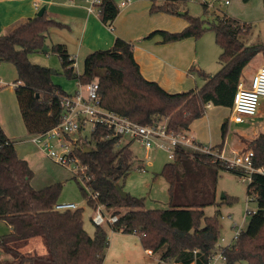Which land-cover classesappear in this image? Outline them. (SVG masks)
Masks as SVG:
<instances>
[{
  "label": "trees",
  "instance_id": "1",
  "mask_svg": "<svg viewBox=\"0 0 264 264\" xmlns=\"http://www.w3.org/2000/svg\"><path fill=\"white\" fill-rule=\"evenodd\" d=\"M246 1V0H245ZM181 0L154 2L151 11L178 14ZM99 16L112 22L120 11L116 0H101ZM208 12V6L204 3ZM188 24L180 31L158 29L147 37L162 35L163 42L187 37H201L206 31L215 33L221 48L220 69L209 74L200 71L205 82L199 88L169 92L158 82L149 80L141 72L135 59L132 43L117 37L113 46L97 49L85 57L83 71L75 72L76 62L62 45L50 50L59 54L64 73L81 83L96 80L105 107L126 115L140 124H156L167 120L171 131L189 130L194 120L207 112L209 105L232 107L243 69L255 56L264 53V42L247 44L242 35L251 25L232 16L216 15L206 20L184 12ZM61 25L57 20L35 15L0 34V60L12 63L17 72L16 96L27 128L32 133L44 132L55 126L62 115L61 99L67 93L53 80L52 68L31 61V54L45 51L49 30ZM228 118L222 123L221 143L212 151L203 152L186 146L175 150V157L166 162L161 174L169 183V207L146 208L145 199L127 193L122 196L116 184L133 168L134 152L130 142L120 144V136L104 126L91 132L95 146L91 151L77 150L88 165L91 179L88 185L97 198L88 197L86 187L73 175L87 202L93 208L105 205L107 213L117 215L115 223L106 221L89 233L83 220V209L57 210L63 182L35 188L31 180L34 171L29 162L18 155L14 140L0 123V219L11 226V232L0 235V251L11 254L13 264H103L109 246L110 230L134 233L136 230L144 248L158 253L166 263L206 264L221 235L220 211L209 216L204 207L216 203L217 184L221 170L240 175L245 173L229 167L219 158ZM249 146L254 151L253 172L248 193L257 200L258 210L251 214L250 225L243 229L238 241L224 248L226 264H264V132L253 138ZM120 185V184H119ZM234 202L237 198L225 195ZM32 237H39L46 253L23 252L22 247ZM158 264H162L159 262Z\"/></svg>",
  "mask_w": 264,
  "mask_h": 264
},
{
  "label": "crops",
  "instance_id": "2",
  "mask_svg": "<svg viewBox=\"0 0 264 264\" xmlns=\"http://www.w3.org/2000/svg\"><path fill=\"white\" fill-rule=\"evenodd\" d=\"M124 1L127 0H118L120 7L118 15L112 22L105 23L101 20L99 13L89 11L86 0H0V34L27 18L38 15L39 10L45 6L47 16L61 23L49 30L46 50L50 51L52 45H62L72 57H75V64H78V59H80L84 66L87 54L97 49L110 48L116 38L121 37L132 43L135 59L144 77L158 82L169 92L199 88L206 80L201 76L200 71L212 74L218 69L221 63L217 55L221 52V48L216 42L215 33L206 32L200 38L187 37L171 42H163L160 34L147 37L158 29L182 30L188 24L187 20L179 17V14L184 15V13L151 11L154 2L161 3L164 0H130L123 4ZM260 54L262 55V53L257 54L243 69L240 80L244 83L249 84L252 76L264 65V56ZM258 57L259 59L255 60ZM217 58L218 63H216ZM8 68L10 69L8 65H1L0 74L11 79ZM72 69L75 70L74 67ZM82 71L83 68L80 73ZM15 81L16 79L11 83L3 81V85H0V123L7 136L14 140L18 155L25 158L33 169L32 185L40 189L55 182H66L73 179L71 169L54 162L31 140V134L27 131L17 100ZM260 105H262L261 102ZM204 118L209 127L211 121L208 111L204 116L193 121L189 132L203 144L221 143L208 139L207 132L204 131L202 125L205 124L202 121ZM231 123L245 124L240 131L243 134L247 132V136L251 132L249 138L244 140V147H246L249 140L264 132L262 128L264 126V106L258 109L256 116L250 122L235 123L228 119L223 145L224 152L227 142L229 144L227 139ZM210 135L211 132H209V137ZM2 222L7 223L6 233L11 232L9 223L5 220ZM241 223L243 226V222ZM21 250L23 252L36 251L41 254L47 251L39 237H32Z\"/></svg>",
  "mask_w": 264,
  "mask_h": 264
},
{
  "label": "rangeland",
  "instance_id": "3",
  "mask_svg": "<svg viewBox=\"0 0 264 264\" xmlns=\"http://www.w3.org/2000/svg\"><path fill=\"white\" fill-rule=\"evenodd\" d=\"M116 1L118 2V0ZM205 1L209 0H181L179 11H188L189 14L200 16L206 20L212 19L216 15L232 16L233 18L242 22H247L251 25L249 33L242 35V39L247 44H254L262 41L264 42V0H230L229 4L216 1L214 3V7L208 8V12L204 9ZM179 17H183L187 20L184 15L179 14ZM206 32L213 31L208 30ZM219 55H217L218 58ZM261 56H264V53H262ZM218 58L217 62L215 59L216 63H218ZM258 59L259 57L255 60ZM31 61L54 69V82L61 85L67 93H73L77 90V81L64 73L59 54L56 51L50 50L48 52H34L31 54ZM1 65H8V67H10V69H8L10 71L9 76L11 79L0 74V78H2L3 81L11 83L17 78L16 68L12 63L0 60V67ZM82 66L83 62L78 59V64L73 65L75 68L74 71L80 73L83 68ZM220 67L221 64L218 65V69L214 73H216ZM0 85H3V83H0ZM263 99L264 98L260 101L262 103V105H259L260 107L264 106ZM208 111L209 119L211 121L209 127L207 125V120H205V118L202 120L205 123L202 125L204 126V131L207 132L206 136H208V139L210 138L211 141L215 140V142H221L223 140L221 134V123L223 120L227 118L229 119L231 116V107L213 105ZM244 126L245 124L238 125L231 123L227 139L229 144L227 142V150L225 148V153L227 155H233L234 151L240 152L247 148H251L249 146L251 140H249L248 145L244 147V140L249 138L251 134V132H249L250 134L247 136V132L244 134L241 133L240 130ZM262 128L264 129V126ZM91 132L92 124L88 125V127L83 131V136L80 141H90ZM209 132H211L210 137ZM127 142H130V146L134 152L133 168L125 178H122L119 181V184L125 191H127V193L136 197H143L145 199L146 208H168L169 183L161 174L164 164L171 161V158L168 156V152L164 149L155 147L146 149L137 139L130 137L122 139L120 144ZM89 144L91 147H94L95 141H92ZM248 184L249 180H247L244 175H240L227 169L221 170L217 184L216 203L209 204L204 207L205 214L209 216H212L216 214V212L220 211V239L222 237L225 238L227 243L232 240L237 231V227L234 226V222H237L238 224L243 222V229H247L250 225L251 215H246V209L251 208L258 210L257 200H254L252 198L253 195L248 193ZM225 195L233 196L237 199L234 202H230L228 199L226 200L224 198ZM59 201H72L78 203L83 209V220L86 230L91 234L94 232L96 225L92 221V216L94 214L93 207L88 204L86 195H84L80 189L79 183L74 178L63 182V190ZM0 221V235L3 233L6 234L7 231L5 230L7 228V223L2 222V220ZM10 259H13L11 254L7 255L5 252L0 253V264H4ZM159 259L160 256L158 253L154 252L153 254H149L147 252L140 240L139 234L125 232L123 230H110L109 246L107 248L103 264H158ZM8 264L13 263L9 262Z\"/></svg>",
  "mask_w": 264,
  "mask_h": 264
},
{
  "label": "built area",
  "instance_id": "4",
  "mask_svg": "<svg viewBox=\"0 0 264 264\" xmlns=\"http://www.w3.org/2000/svg\"><path fill=\"white\" fill-rule=\"evenodd\" d=\"M101 0H86L89 11L99 13L98 4ZM130 1V0H127ZM127 1H124L126 3ZM216 1L229 4L230 0H209L205 1L208 8L214 7ZM0 83H3L0 79ZM77 90L73 93L65 94L61 99L62 115L60 121L52 128L44 131L32 133L30 138L43 152L54 162L71 169L73 175L86 187L88 197L97 198L98 192L88 185L91 175L88 173V165L83 162L77 150L89 144L88 141L81 142L83 131L92 124V131L98 126H104L112 131L113 135L120 136V141L125 137L137 139L146 149L152 147L164 149L168 152L169 158L175 157V150L179 146H186L195 150L210 152L212 146L198 142L189 132L171 131L168 129L167 120L156 124H140L126 115H122L112 109L105 107L102 103V96L99 92V83L93 80L88 83L77 81ZM264 98V66H262L251 78L250 83L246 84L239 81L238 89L234 96L231 107L232 114L229 121L235 123H247L254 119L258 112L261 99ZM219 158L225 160L229 167L241 169L247 180H251L253 172L257 171L253 167L252 158L254 151L247 148L242 151H234L233 155L225 154L224 150H216ZM264 173V170H260ZM79 204L72 201H58L55 204L57 210H75ZM92 221L95 225H100L106 221L115 223L117 215L106 212L105 205L97 203L94 206ZM256 212L255 209L247 208L246 215ZM237 231L230 242L225 238H219L213 251L207 257L206 264H226L227 255L225 247L234 245L243 230L242 223L234 222ZM134 233H137L136 230ZM149 254L154 252L149 249ZM162 264H182L178 261L166 263L159 259ZM190 264H196L195 262Z\"/></svg>",
  "mask_w": 264,
  "mask_h": 264
},
{
  "label": "water",
  "instance_id": "5",
  "mask_svg": "<svg viewBox=\"0 0 264 264\" xmlns=\"http://www.w3.org/2000/svg\"><path fill=\"white\" fill-rule=\"evenodd\" d=\"M45 9H46V7L43 6V7L39 10V12H38L37 14H38V15H43V13L45 12ZM180 13L182 14V13H184V12H183V11H180ZM44 49H46V46H44ZM52 73H55V70H54V69L52 70ZM83 149H84L85 151H91V147H89L88 145H85ZM116 187H117L118 191L120 192V194H121L123 197L126 196L127 191H125V190L121 187V185L116 184Z\"/></svg>",
  "mask_w": 264,
  "mask_h": 264
}]
</instances>
